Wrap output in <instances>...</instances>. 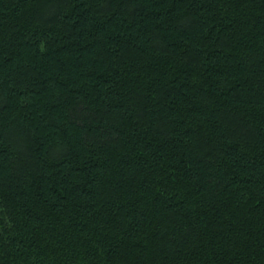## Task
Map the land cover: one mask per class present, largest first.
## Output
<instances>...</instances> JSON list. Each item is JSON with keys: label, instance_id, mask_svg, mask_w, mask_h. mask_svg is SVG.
Segmentation results:
<instances>
[{"label": "trees", "instance_id": "obj_1", "mask_svg": "<svg viewBox=\"0 0 264 264\" xmlns=\"http://www.w3.org/2000/svg\"><path fill=\"white\" fill-rule=\"evenodd\" d=\"M0 264H264V0H0Z\"/></svg>", "mask_w": 264, "mask_h": 264}]
</instances>
